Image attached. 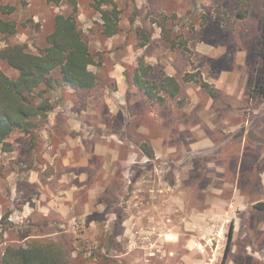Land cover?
I'll return each mask as SVG.
<instances>
[{"label":"rangeland","instance_id":"1","mask_svg":"<svg viewBox=\"0 0 264 264\" xmlns=\"http://www.w3.org/2000/svg\"><path fill=\"white\" fill-rule=\"evenodd\" d=\"M78 3V19L82 10L88 16L101 17L96 0H78ZM2 5L15 6L14 11L5 14L18 22L17 32L10 41H27L34 51L49 31L52 17L68 9L66 4L52 5L46 0H0V7ZM183 8L180 16L148 10L149 18L161 24L162 40L157 46L167 47L190 59V66L185 67L187 71L174 76L181 83L180 96L170 97L156 89L157 95H163L164 99L146 97L132 108V116L125 121L120 114L105 118L90 115L83 120V145L82 140L76 138L64 139V129L54 138L48 136L47 120L33 134L16 131L10 138L14 150L5 156L0 153V176L5 173L9 179L3 184L6 197L0 182L4 214L20 219V224L29 219L38 220L42 222L43 233L65 238L72 249V264H208L205 263L208 255L193 248L194 241L199 238L207 220L226 214L228 209L224 210L226 203L215 209L205 202L207 195L213 194L209 189L219 190L214 193L223 199L231 196L226 188H221V179L216 176L221 173L210 164L216 163V158L211 154L194 158L149 157L141 149L143 143L152 148L145 139V113L150 108L157 114L181 115V110L190 105L191 99H196L198 104L193 110L205 124L228 115L234 120L240 119L239 122L245 121L242 117L250 118L245 125L252 128L256 123L255 116L264 117L261 104L264 97L257 90L264 75L258 52L264 0H185ZM37 23H40L39 27L35 26ZM93 23L88 31L81 28L89 39L92 52L98 53V59L105 64L102 68L94 65L91 68L102 74V81L112 92L116 83L108 73L113 59L103 44L106 37L103 27L97 20ZM147 29L153 33L151 28ZM123 30L120 28L119 31ZM139 36L143 41L147 34L140 31ZM6 44L0 34V47ZM135 47L138 48L137 44ZM209 50L215 53V58L207 57ZM0 66L8 75H17V71L1 59ZM133 67L127 66L126 74L133 75ZM163 72L166 73L160 63L155 65L152 78L160 81ZM202 81L209 83L215 94L203 87ZM101 88L102 84L82 91L68 85L63 91H53V96L59 100L54 112L81 118L86 101H104ZM226 101L237 103V107H226ZM101 111L104 109H99ZM182 116L189 118L188 114ZM193 116L191 113L192 120ZM157 119L156 116L149 117L151 127L156 129L152 131L154 135L162 126L156 124ZM115 133L122 136L120 141L116 137L104 138L114 137ZM251 133L257 141L256 131ZM170 142L177 145L175 140ZM99 145L110 149L111 154H97L95 151L102 148ZM129 148L136 155L125 163L123 154ZM113 150H120L118 158H114ZM36 154L37 163L45 167L38 174L43 183L49 182L47 189L37 190L30 180L32 175L25 176L21 171L25 164L29 167ZM179 158L182 161L179 162ZM82 160L84 163L78 164L81 166H75ZM74 167L87 170L72 171ZM20 195L29 201L19 198ZM25 201L28 202L26 211L22 208ZM208 208H214L215 212L199 220V213ZM258 215L264 219V210ZM9 219H0V229L7 230V237L16 233ZM43 219H47V223L44 224ZM230 229L231 223H226L225 246L219 260L212 264H223ZM262 231L261 237L245 238L254 243L251 258H241L238 250L228 254L224 264H264V226ZM7 237L0 236V240ZM242 239L236 243L238 246ZM230 260L232 263H228Z\"/></svg>","mask_w":264,"mask_h":264},{"label":"crops","instance_id":"2","mask_svg":"<svg viewBox=\"0 0 264 264\" xmlns=\"http://www.w3.org/2000/svg\"><path fill=\"white\" fill-rule=\"evenodd\" d=\"M113 1L117 4L118 9L121 10L118 24L119 27L122 29L124 28V30L122 32L119 31L112 36L104 37L103 44L110 50L109 57L113 59L112 67L108 74L115 81L116 88L110 92L106 83L101 82L99 84H102L100 92L103 93L102 100L104 101L100 102L99 99H97V101H86V106L83 108L84 110H82L81 118L74 116L67 117L62 113H57V111L51 112L46 124V127L50 129L49 134L47 133V135L51 138H54L58 131L64 129V139L68 140L76 138L78 141L82 140L81 144L83 145V138L85 137L83 134V120L86 121V118H89L90 115L96 114L105 118L108 115L114 116L120 114L122 118H124V121L125 119H129L132 116V108L140 101L143 102L146 98V96L133 83L129 82L126 74L127 66H134V69L137 67L138 56L144 57V59L147 60L146 62L153 66L160 63L166 74L170 76H180L183 72L187 71V68L185 67L188 65L190 66L191 64L190 59L185 58L182 54L172 51L169 48L167 49V47L160 48L157 46L162 40V35L159 30L161 24L155 19H150L148 16L149 9L153 12L160 11L165 14L174 13L180 16L184 11L183 4L185 0ZM66 6L68 7V5ZM83 11L84 10L79 14V20L81 22V27L85 31H88V29L93 26V20H97L103 27V20L100 16L96 17L93 15L91 17L86 15V12ZM146 27L151 28L153 33H149L148 29V31H146ZM140 31L147 34L146 39L143 41L139 40ZM144 41L146 44L140 46V43ZM99 42L102 44V41ZM114 44L115 46H113ZM135 44H137L138 48L135 47ZM113 47L115 48L113 49ZM150 48L152 49L150 50ZM206 53L209 59L215 58V53L211 50ZM196 64L197 62L195 65ZM218 86L219 85H217V87ZM178 96H180V94H178ZM100 103L102 104L101 107ZM197 104L198 102L196 99H191L190 105L183 108V111L181 110V115L175 116H168L164 113L157 114L154 109L150 110L149 108L145 113V139L151 144L156 157L177 155L178 157L189 156V158H194L195 156H203L206 154L215 156L217 162L215 163L213 161V163L211 162L210 164L215 166V171L221 173L220 175H216L217 178L221 179L223 186L221 188H226L231 196L227 199H223L214 193L219 190L212 188L209 190L213 194L209 193L205 202L213 205L215 209L226 203V206L224 207V210L228 208L226 214L224 213L215 218L230 219L233 234L229 255L234 254L235 252L237 253L238 250H240L241 258H243V256H249L251 258L252 255L250 254L253 252L252 248L254 243L245 238L254 235L256 238L261 237L264 226V219L258 215L260 211L262 212L264 210V117L255 116L254 119H256V123L253 124L252 128L245 125L250 121V118L242 117V120L245 119V121L239 122L240 119L234 120L233 116L228 115L222 116L217 122L210 121V123L205 124L200 121L199 114L193 110ZM261 104L264 108V102H261ZM225 106L236 108L237 103L226 101ZM99 109H104V111L99 112ZM191 113L194 115L193 120L190 118ZM186 114H188L189 118L182 116ZM155 116L158 117L156 124L162 125L161 131L156 135L152 134V131H154L155 128L151 127V121L149 120V117L154 118ZM251 131H256L258 134L257 141L254 134L251 133L250 135ZM115 137L118 138L119 141L122 139V136L117 133L114 134V137L104 136V138L109 140L110 138ZM174 140L177 141V145L171 144L170 141ZM99 146L103 148L102 145ZM33 147L35 146L33 145ZM102 148H98L95 152L103 156L111 154L110 149L106 150L103 148L102 150ZM206 151L208 152L205 153ZM0 153L2 154L1 156H5L9 152L0 149ZM37 154L34 156V160L29 162V167H26L25 164L21 171H23L25 176L31 174V182L36 188H38L37 190H41L43 187H49L50 184L49 182L43 183L39 178L38 173L40 170H44L45 167L43 164L39 165L37 163ZM119 155L120 150H113L114 158H118ZM133 155H136V153L131 148L126 149L123 154V161H125V163L130 161L134 158ZM178 161H182V158H179ZM83 163L84 161L82 160L81 162H77L75 166H81L78 164ZM74 170L84 171L87 169L82 167L80 170H76V167H74L72 171ZM2 175V177L0 176L1 191L3 190V192H5L6 197L7 192L6 189H4L5 186L3 184H5L7 180L9 182V179L5 173H2ZM242 175L243 180L240 179ZM3 192L1 196L3 195ZM21 197L26 201H29L24 196L20 195L19 198ZM26 201L22 206L25 211L27 210L26 203H28ZM214 212V208H208L205 212L199 213L198 219L205 218V216L211 215ZM3 214L4 209L0 197V219L3 217ZM202 215L203 217H201ZM8 218H10V221L20 224V219H14L13 216H8ZM201 223H199V225H201ZM0 232L3 231L0 229ZM3 233V235L7 237V230ZM242 237V244H240L239 247L236 243L238 241L240 242ZM7 238H5V240H0V250L6 245L8 241ZM257 242L258 241H256V245H259ZM228 263H232V260Z\"/></svg>","mask_w":264,"mask_h":264},{"label":"trees","instance_id":"3","mask_svg":"<svg viewBox=\"0 0 264 264\" xmlns=\"http://www.w3.org/2000/svg\"><path fill=\"white\" fill-rule=\"evenodd\" d=\"M46 2L52 5L66 4L68 9L61 10L52 17L49 31L37 44L35 51L29 47L27 41H10V37L17 32L18 22L5 14L14 11L15 6L0 7V34L7 41L4 47H0V59L17 71V75L10 76L0 66L2 151L13 150L10 138L16 131L33 134L48 120L49 114L59 102L53 96V91H63L68 85L88 91L103 82L102 74L91 68L93 65L102 68L104 63L102 59H98V53L92 52L89 39L81 28L78 0ZM96 8L103 20V33L106 36L118 33L121 10L117 4L113 0H96ZM35 26L39 27L40 23ZM145 44V41L141 42L140 46ZM258 52L262 57L264 72V15L261 19ZM154 72L155 66L146 63L141 56L133 75L127 74V78L151 100L164 99L162 95H157L156 89L170 97L180 93L179 79L163 72L158 81L152 78ZM201 85L212 95L215 94L206 81H202ZM257 90L264 97V75ZM141 149L149 157L155 156L154 150L147 143H143ZM8 216L7 213L3 218L7 219ZM45 223L47 219L44 220ZM10 225L15 228L16 233L7 238L6 245L0 250V264H72V249L69 248L68 241L43 233L42 222L29 219L22 224L10 221ZM232 232L231 229L223 264L231 249ZM0 236H3L2 232Z\"/></svg>","mask_w":264,"mask_h":264},{"label":"built area","instance_id":"4","mask_svg":"<svg viewBox=\"0 0 264 264\" xmlns=\"http://www.w3.org/2000/svg\"><path fill=\"white\" fill-rule=\"evenodd\" d=\"M229 222L230 219L220 221L214 218L202 225L203 229L199 233V238L194 241L193 248L208 255L205 263L212 264L219 260V255L225 246V224Z\"/></svg>","mask_w":264,"mask_h":264}]
</instances>
